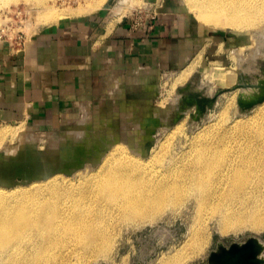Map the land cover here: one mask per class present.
<instances>
[{
    "label": "bare ground",
    "instance_id": "bare-ground-1",
    "mask_svg": "<svg viewBox=\"0 0 264 264\" xmlns=\"http://www.w3.org/2000/svg\"><path fill=\"white\" fill-rule=\"evenodd\" d=\"M29 1L43 6L45 22L89 12L105 3L74 0L75 5H68L62 0L60 7L55 6V0L51 4L48 0ZM187 4L208 28L248 32L250 27L261 26L252 35L246 34L247 51L242 45L232 50L235 66L217 61L204 73L225 88L232 86L233 71L244 63L246 70H252L255 60L264 57V24L259 25L264 22V0H188ZM119 11H115L116 20L122 17ZM195 63L178 78L187 77ZM110 87L107 84L103 91ZM256 91L243 88L242 92ZM141 92L150 99V92ZM236 95L237 91L226 100L214 124L194 131L187 145L170 152L175 134L188 138L184 119L168 127L164 140L147 153L144 141L154 127L168 126L161 115L165 108L139 110L123 100L118 106L109 102L110 116L101 114V120L77 103L82 111L69 120L61 145L46 156L36 150L31 132L0 127V141L8 134L17 137L15 145L0 151V264H80L87 254H106L111 242L106 231L109 226L154 221L166 209L178 208L188 200L195 202L198 212L212 206V213L220 216L217 227L223 231L244 222L264 227L263 214L229 212L230 205L244 196L264 199V105L247 128H243L242 119L221 124L230 105H235ZM168 152L167 163L157 158ZM206 233L193 220L183 247L163 263L181 264L193 256L206 242Z\"/></svg>",
    "mask_w": 264,
    "mask_h": 264
},
{
    "label": "rangeland",
    "instance_id": "rangeland-1",
    "mask_svg": "<svg viewBox=\"0 0 264 264\" xmlns=\"http://www.w3.org/2000/svg\"><path fill=\"white\" fill-rule=\"evenodd\" d=\"M51 1L52 0H48V4H51ZM61 1L62 0H55V6L61 7V4H63ZM66 1H68V5L76 4L74 0ZM129 2L128 0L124 2L123 0H105L104 5L92 11L103 9L104 12L109 13L111 17L116 18L118 12L115 11L117 9L120 10L119 13L122 14L121 18L129 19L133 23L137 21L136 23L140 24L146 20H153L158 13L159 7L163 8L168 4L195 21L204 29L205 33L213 34V31L215 30H223L226 32V35H217L208 38V40H213L215 44L219 45L216 52H214L215 50L210 51L207 43L201 48H199L200 46L196 47L186 62L182 63L179 68H174L173 70L163 68V70L154 73L152 78L153 85L148 86L150 88L146 87L142 89L138 86H132L130 89L133 91L129 93L126 98H123L118 94H110L111 97L102 96L98 101L77 102L79 104H84L85 110H87L88 113L96 115L98 117L97 119L101 120V114L110 116V106L112 103L113 105L118 106L121 103H119V101L122 100L126 105L133 106L139 110H146L150 106L153 108H165V112H162L161 115L162 120H165L168 123V126L157 124L154 127L155 129L153 130V133H151L150 137L148 139L146 138L144 141V150L147 153H149L151 149L158 147L160 141L164 140L163 138L166 132L170 129L168 127H173L182 119H184V130L187 131L188 138L185 140L184 135L175 134L171 138V144L173 146H171V148L169 146V152L172 148L178 149L180 145L183 146L184 144L189 143V139L194 131L212 125L219 119V114L225 106L227 102L226 100H228L235 91H237L235 105H230L228 117L226 120H223L221 124H224L225 121L227 124H231L236 119H242L245 120L243 128H247L248 124L257 118V110L261 109L264 102L258 103L250 108H240L237 104L239 88L236 86L240 82H251L264 77V57H258L255 60L253 63L255 64L253 67H255L252 70H246L247 63H244L243 67H239L238 70L233 71V84L226 88L223 85H220L215 79L211 78V82L210 77H208V79L204 73L206 70H211L212 64L217 61V63L220 62L223 66H235V58L232 50L236 47H241L242 45L243 49L245 48L244 50L247 51L250 43L246 41V34H251L255 29L261 26L250 27L247 30L248 32H246V30L242 31L231 27L208 28L204 21L198 20L195 13L190 6H188V0H129ZM131 3L135 4V6ZM120 4L122 7H120ZM106 5H109L111 8ZM44 11L42 5L35 4L29 0H0V34L1 29H3V33H6L9 38H11H1L0 42L4 41L10 45L17 46V35L21 34V39H24L40 27L54 23V21L45 22L43 17ZM92 11H83L79 14H72L70 16H79ZM263 24L264 22L259 25ZM195 60H199L200 62L195 63ZM193 62L195 63L193 66L194 69L192 68L189 75L183 78L184 80H180V78H178L180 72L189 67L188 65ZM213 87L214 89H212ZM110 88L105 92L103 91V93L108 92ZM145 89L150 92V99H148V96L142 94L141 91ZM111 101L112 103H109ZM169 106L171 107L169 108ZM78 107L75 106L73 111L69 113L68 118H59L56 120L53 128L32 129L19 122L4 123L1 124L0 127L10 126L16 129L18 128L20 131L31 132L36 137V142L34 144L35 148H37L36 150L45 152L46 156V154L49 155L48 152L56 151L55 149L58 145H61V140L66 137L65 130L70 124V119L77 118L79 112L82 111L81 107H79L80 109ZM177 112H179V114H176ZM8 135V137L5 136V139L3 137L0 141V151L3 148L10 147V144L11 146L16 144V135L13 136L11 134L13 138L10 134ZM129 141H132V139H129ZM43 149L44 151H42ZM169 152L165 153L164 157L163 155L158 154L157 158H162L163 161L167 163L170 155ZM0 153L3 154V152ZM62 198L65 197L63 196L61 199ZM192 201L188 200L187 203L175 209H166L154 221H146L138 224L123 222L109 226L106 228V231L111 238V242H109V248L106 254H98L97 252L94 255L87 254V256L79 260L78 263L164 264L163 262L165 259L172 258L175 253L183 247L193 220H197L200 227L205 228V231L207 232V240L197 252L198 255L195 253L193 256L185 259L181 264H207L210 251L215 249L217 245H228L233 241L241 242L250 235H255L264 241V227L257 228L251 222H244L241 226H238L235 229L231 226L223 231L217 227L220 216L217 213H212V206H206L198 212L195 202L193 201V203ZM235 210H241L244 213L258 212L264 215V199L261 196L255 195L244 196L230 205L229 212Z\"/></svg>",
    "mask_w": 264,
    "mask_h": 264
},
{
    "label": "crops",
    "instance_id": "crops-1",
    "mask_svg": "<svg viewBox=\"0 0 264 264\" xmlns=\"http://www.w3.org/2000/svg\"><path fill=\"white\" fill-rule=\"evenodd\" d=\"M212 36L217 35L167 4L137 25L100 9L46 24L17 46L2 41L0 125L53 128L77 102L112 94L126 98L132 86L153 85L157 71L179 68L196 47L208 43L216 52Z\"/></svg>",
    "mask_w": 264,
    "mask_h": 264
},
{
    "label": "water",
    "instance_id": "water-1",
    "mask_svg": "<svg viewBox=\"0 0 264 264\" xmlns=\"http://www.w3.org/2000/svg\"><path fill=\"white\" fill-rule=\"evenodd\" d=\"M213 34L225 36L226 32L215 30ZM236 87L241 90L237 96L240 108H250L264 100V77L251 82H240ZM243 88H256L258 91L244 94ZM207 264H264V241L250 235L241 242L219 244L210 251Z\"/></svg>",
    "mask_w": 264,
    "mask_h": 264
},
{
    "label": "built area",
    "instance_id": "built-area-1",
    "mask_svg": "<svg viewBox=\"0 0 264 264\" xmlns=\"http://www.w3.org/2000/svg\"><path fill=\"white\" fill-rule=\"evenodd\" d=\"M137 22V21H136ZM136 22H134V24H136L137 25V23ZM142 23V22H141ZM3 29H1V34H0V39L2 38V39H11V38H9V36L6 34V33H3ZM22 37H21V34H19V35H17V39H18V41H17V43H20V42H22L23 41V39H21Z\"/></svg>",
    "mask_w": 264,
    "mask_h": 264
},
{
    "label": "flooded vegetation",
    "instance_id": "flooded-vegetation-1",
    "mask_svg": "<svg viewBox=\"0 0 264 264\" xmlns=\"http://www.w3.org/2000/svg\"><path fill=\"white\" fill-rule=\"evenodd\" d=\"M176 114H179V112H177Z\"/></svg>",
    "mask_w": 264,
    "mask_h": 264
}]
</instances>
